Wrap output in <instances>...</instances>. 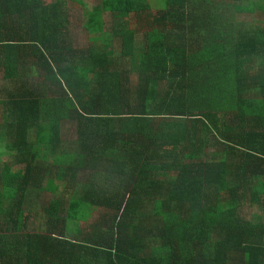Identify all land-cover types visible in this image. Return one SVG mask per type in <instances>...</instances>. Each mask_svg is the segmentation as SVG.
Returning <instances> with one entry per match:
<instances>
[{
	"label": "trees",
	"instance_id": "trees-1",
	"mask_svg": "<svg viewBox=\"0 0 264 264\" xmlns=\"http://www.w3.org/2000/svg\"><path fill=\"white\" fill-rule=\"evenodd\" d=\"M151 1L0 0V264H264V0Z\"/></svg>",
	"mask_w": 264,
	"mask_h": 264
},
{
	"label": "rangeland",
	"instance_id": "rangeland-1",
	"mask_svg": "<svg viewBox=\"0 0 264 264\" xmlns=\"http://www.w3.org/2000/svg\"><path fill=\"white\" fill-rule=\"evenodd\" d=\"M97 0H87L88 4H89V8L92 9L93 6H95L97 4L96 2ZM68 3L73 6L74 10H70L67 13V18H69L70 24H71V28L73 30L72 35L73 37V41L75 43L76 46H83L85 48L92 46L91 43L88 41V33L86 28L84 27V24L87 21V16H86V11H84L82 8H79V6L71 1H68ZM233 4V3H232ZM232 4H224L223 2H214L212 4L211 9L212 10H217L218 12H221L223 14V17H225L226 21H230L232 22L236 17H237V13L236 11L232 8ZM151 8L154 9L160 5H162L161 3H157V1L153 0L150 2ZM69 6V5H68ZM231 12V13H230ZM240 18L242 17V15L239 16ZM66 18V17H65ZM108 19H110V21L114 22L117 21L116 19L111 20L110 16H107ZM143 26V25H142ZM143 36V35H142ZM15 85L9 82H3L0 78V90L2 91H7L10 90L12 88H14ZM76 128L73 122H66L62 124V131H61V137L63 138L64 141H73L76 137ZM31 140L34 141L35 140V136H31ZM5 149V147H4ZM33 149L35 148V145L33 146ZM10 152V151H9ZM38 152V151H37ZM46 153H48V148H46L45 146H42V148H39V156H40V162H42V157L45 156L46 157ZM12 154V153H10ZM49 160L50 159V155H48ZM9 156H4L2 157L3 161H7L9 160ZM49 160H46L44 162H48ZM263 210L259 207V205L255 204L254 206H246L244 205L243 209H242V214H244L245 217L251 218L252 216H254L253 218H258L259 214L262 213Z\"/></svg>",
	"mask_w": 264,
	"mask_h": 264
}]
</instances>
